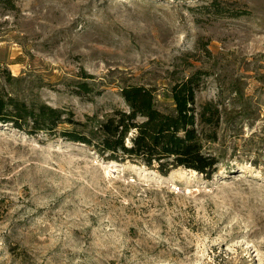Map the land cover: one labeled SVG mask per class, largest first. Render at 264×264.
Listing matches in <instances>:
<instances>
[{"label":"rangeland","instance_id":"obj_1","mask_svg":"<svg viewBox=\"0 0 264 264\" xmlns=\"http://www.w3.org/2000/svg\"><path fill=\"white\" fill-rule=\"evenodd\" d=\"M217 1L0 0V91L87 125L60 130L125 107L124 85L170 112L197 70L217 111L208 177L0 123V264H264V0Z\"/></svg>","mask_w":264,"mask_h":264},{"label":"trees","instance_id":"obj_2","mask_svg":"<svg viewBox=\"0 0 264 264\" xmlns=\"http://www.w3.org/2000/svg\"><path fill=\"white\" fill-rule=\"evenodd\" d=\"M217 2L210 0L202 8L220 14L224 7ZM200 78V71L197 70L172 83L169 92L173 109L170 112L155 106L153 88L141 84L124 85L119 93L125 107L113 106L100 117H87V122L91 124L88 132L77 127L59 129L62 123L87 126L74 120L69 110L43 102L31 101L28 104L0 91V123H10L28 135L43 133L80 142L93 148L106 160L140 162L147 169H155L162 175L182 167L202 172L208 177L216 169V159L203 147L205 142L212 140L206 128L217 123V111L214 110V113L209 107L201 109L197 106ZM89 91L87 83L79 82L75 92L87 94Z\"/></svg>","mask_w":264,"mask_h":264}]
</instances>
